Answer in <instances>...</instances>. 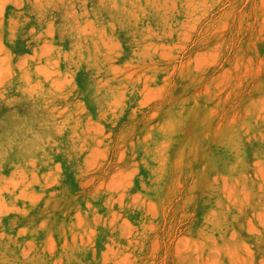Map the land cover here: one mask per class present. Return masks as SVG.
Instances as JSON below:
<instances>
[{
    "label": "rangeland",
    "instance_id": "obj_1",
    "mask_svg": "<svg viewBox=\"0 0 264 264\" xmlns=\"http://www.w3.org/2000/svg\"><path fill=\"white\" fill-rule=\"evenodd\" d=\"M0 264H264V0H0Z\"/></svg>",
    "mask_w": 264,
    "mask_h": 264
}]
</instances>
